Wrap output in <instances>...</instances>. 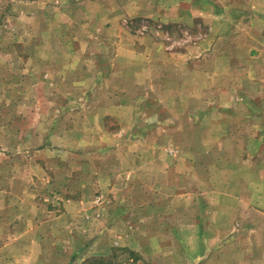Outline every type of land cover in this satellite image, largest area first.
I'll list each match as a JSON object with an SVG mask.
<instances>
[{
	"label": "rangeland",
	"instance_id": "1",
	"mask_svg": "<svg viewBox=\"0 0 264 264\" xmlns=\"http://www.w3.org/2000/svg\"><path fill=\"white\" fill-rule=\"evenodd\" d=\"M177 3L0 0V264H185L197 203L264 207V88Z\"/></svg>",
	"mask_w": 264,
	"mask_h": 264
},
{
	"label": "crops",
	"instance_id": "2",
	"mask_svg": "<svg viewBox=\"0 0 264 264\" xmlns=\"http://www.w3.org/2000/svg\"><path fill=\"white\" fill-rule=\"evenodd\" d=\"M176 1L175 17L183 14L210 19V33L222 35L218 39L224 41L220 45L218 40L214 48H225L233 65L238 62L234 52L242 47L251 58L255 91L264 88V0H199L197 10L192 8L191 0ZM230 194L197 203L191 220L183 222L192 228L197 226L200 243L196 251H186L179 257L185 264H264V207L256 208L250 200ZM184 207L186 210L191 206ZM6 264H13L10 258Z\"/></svg>",
	"mask_w": 264,
	"mask_h": 264
}]
</instances>
